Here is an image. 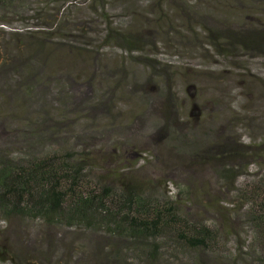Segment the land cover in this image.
Masks as SVG:
<instances>
[{"label":"rangeland","instance_id":"1","mask_svg":"<svg viewBox=\"0 0 264 264\" xmlns=\"http://www.w3.org/2000/svg\"><path fill=\"white\" fill-rule=\"evenodd\" d=\"M38 3L0 7V168L52 148L74 152L93 159L104 183L145 184L144 195L169 197L190 223L215 222L219 246L194 249L165 233L145 241L159 244L151 258L126 234L0 213L7 257L252 264L235 259L245 253L234 243L251 245L241 190L264 184V42L246 51L223 35L263 34L264 0ZM220 151L235 153L222 159L234 166L222 178L213 167L222 161L205 158Z\"/></svg>","mask_w":264,"mask_h":264},{"label":"trees","instance_id":"2","mask_svg":"<svg viewBox=\"0 0 264 264\" xmlns=\"http://www.w3.org/2000/svg\"><path fill=\"white\" fill-rule=\"evenodd\" d=\"M14 1L0 0V7L12 6ZM54 1L32 0V4L39 2L38 4L48 5ZM65 1L67 0H61V3ZM40 15L42 12L39 15L35 13V18H41ZM47 25L50 26L51 23H44V26ZM50 34H46L47 37H53ZM223 37L227 38L228 47L235 44L246 51L257 50L260 43L264 42V33L256 31L232 32ZM73 153L52 148L43 156L34 154L18 167L2 166L0 213L3 220L21 215L29 218L28 221L41 220L48 224L85 230L103 229L111 235L126 234L133 237L132 240L138 241L139 246L145 245L148 238L154 239V236L165 233H175L177 241L194 249H209L211 244L219 246V230L215 222L190 223L179 213L175 202L169 197L164 199L144 195L147 187L145 184L124 179L120 180L119 187L109 182L104 183L102 181L106 175L94 173L93 159L74 158ZM234 155V152L220 151L215 156L205 158L207 162L209 157L222 161ZM224 161L226 160L213 166L219 178L225 176V171H233L234 166L230 161ZM239 196L247 203L246 213L250 220L248 244L251 245L248 249L244 241L240 245L234 243L237 252L245 253L239 254L235 259L249 256L252 264H264V184L244 188ZM1 233L0 263L11 260L12 264H18L15 258L7 257L6 241L2 240ZM145 248L150 250L145 255L154 258L159 244H150L149 241Z\"/></svg>","mask_w":264,"mask_h":264}]
</instances>
